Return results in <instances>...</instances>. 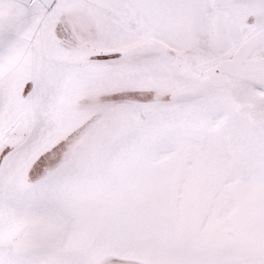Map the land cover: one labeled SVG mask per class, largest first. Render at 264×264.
<instances>
[{
  "label": "snow or ice",
  "instance_id": "obj_1",
  "mask_svg": "<svg viewBox=\"0 0 264 264\" xmlns=\"http://www.w3.org/2000/svg\"><path fill=\"white\" fill-rule=\"evenodd\" d=\"M0 264H264V0H0Z\"/></svg>",
  "mask_w": 264,
  "mask_h": 264
}]
</instances>
